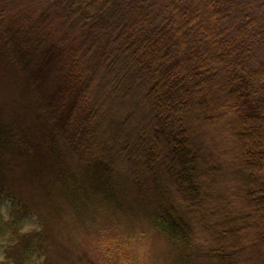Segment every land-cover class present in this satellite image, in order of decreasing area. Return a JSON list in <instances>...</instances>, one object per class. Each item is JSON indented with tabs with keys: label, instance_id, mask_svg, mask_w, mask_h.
<instances>
[{
	"label": "trees",
	"instance_id": "16d2710c",
	"mask_svg": "<svg viewBox=\"0 0 264 264\" xmlns=\"http://www.w3.org/2000/svg\"><path fill=\"white\" fill-rule=\"evenodd\" d=\"M0 55L41 123L32 138L0 118V195L18 167L62 176L78 214L109 222L102 264H145L136 243L147 264H264V0H0ZM221 120L222 159L201 141ZM15 232L1 264L49 254Z\"/></svg>",
	"mask_w": 264,
	"mask_h": 264
},
{
	"label": "rangeland",
	"instance_id": "374dc122",
	"mask_svg": "<svg viewBox=\"0 0 264 264\" xmlns=\"http://www.w3.org/2000/svg\"><path fill=\"white\" fill-rule=\"evenodd\" d=\"M39 16V13L35 14L29 21L34 24V28L41 21L37 20ZM7 61L5 56L0 55L1 122L7 125L21 120L28 135L36 136L37 126L41 124L40 103L36 90H32L26 81L16 76L15 69ZM51 83L48 85L50 90L53 89L55 82ZM114 98L112 96L107 100L108 106L111 101H115ZM134 102L135 99H132L128 104L133 107ZM224 123L225 120L215 124L209 123L203 128L205 134H201L202 144L221 159L226 156L219 154L217 146L224 150L230 149L228 139L222 140L219 135ZM210 131L211 135L208 136ZM214 142L218 145H213ZM9 159L12 160V157ZM10 177L13 182L5 189L6 194L0 195V264L5 259L6 248L14 244L16 230L27 238H33L35 232H39L48 243V245L45 243L47 245L45 247H48L49 254L37 250L33 253L28 252L21 257L24 260L23 264H81L80 258L83 256L88 260L83 264L90 262L102 264L101 260L108 259L105 255L108 245L102 242L96 244L95 239L102 238L107 232L109 222L100 217L92 219L78 214L74 208L75 201L68 195L62 176L54 174L50 169L32 176L25 167H18L13 170ZM233 177L232 173H220L219 182L227 184L232 190L236 185ZM204 225L210 226L209 223ZM214 231L210 232L211 235ZM234 242L237 243L236 240ZM148 244L136 243L132 246L136 257H146L143 259L146 260L145 264L151 252ZM254 246L255 241L252 237L242 242V248L245 250L249 251ZM249 258L253 259L254 254L250 253Z\"/></svg>",
	"mask_w": 264,
	"mask_h": 264
}]
</instances>
